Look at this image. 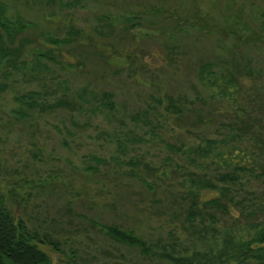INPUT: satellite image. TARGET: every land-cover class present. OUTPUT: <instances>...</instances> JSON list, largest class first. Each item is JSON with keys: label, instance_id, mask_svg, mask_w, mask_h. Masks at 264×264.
<instances>
[{"label": "rangeland", "instance_id": "1", "mask_svg": "<svg viewBox=\"0 0 264 264\" xmlns=\"http://www.w3.org/2000/svg\"><path fill=\"white\" fill-rule=\"evenodd\" d=\"M0 14L22 25L0 32V196L52 264H171L106 227L182 240L185 190L221 169L190 161L206 140L251 163L244 196L264 221V0H0ZM8 58L41 73L5 77ZM205 64L232 79L226 95L200 80ZM57 81L112 108L17 114Z\"/></svg>", "mask_w": 264, "mask_h": 264}, {"label": "trees", "instance_id": "2", "mask_svg": "<svg viewBox=\"0 0 264 264\" xmlns=\"http://www.w3.org/2000/svg\"><path fill=\"white\" fill-rule=\"evenodd\" d=\"M21 27L20 22L13 23L0 14V32H4L6 36L10 37L14 32L21 31ZM59 42L52 40L53 44ZM7 64L11 69L5 77L11 74L33 76L34 73L40 74L42 70L32 66L33 64L15 61L14 58H8ZM215 74L211 66L205 64L201 67L199 78L211 86L220 87V92L226 95L224 90L234 87L232 79L219 78ZM219 79L220 85L217 84ZM58 84V81L54 84L58 91L55 89L52 93L28 91L21 95L17 102L26 111L19 109L17 114L22 115L30 110L51 112L59 109H87L88 113L96 115L112 108V104L104 96L99 103L93 105V98L88 97L85 90L71 94L68 87ZM190 152L194 154V158L190 159L193 163L210 161L221 169L213 179L195 175L193 185L185 190L188 204L185 207L182 240L177 235L170 234L169 241L148 243L133 232L116 226H107V234L119 242L138 248L145 255H154L171 264H264V221H258L261 217L255 219L258 216L255 210L258 209L251 208L249 198L244 196L243 177L252 173L251 163L244 161L242 157L239 162L234 163L230 159L232 152L227 153L226 158L224 151L215 146L212 140H206L202 146L189 148L188 153ZM96 161L100 162V159ZM205 190L216 192L212 197L201 199L200 192ZM231 210H235L238 218L244 219L243 226H222L213 213L218 211L220 214H228ZM43 244L44 241L31 234L22 221H16L12 217L0 196V264H52L48 255L40 249Z\"/></svg>", "mask_w": 264, "mask_h": 264}]
</instances>
